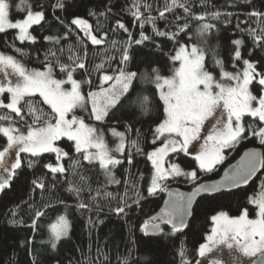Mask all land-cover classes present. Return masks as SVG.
Instances as JSON below:
<instances>
[{"label": "snow or ice", "instance_id": "obj_1", "mask_svg": "<svg viewBox=\"0 0 264 264\" xmlns=\"http://www.w3.org/2000/svg\"><path fill=\"white\" fill-rule=\"evenodd\" d=\"M192 2L193 0H171L169 4L165 0L164 11H160L159 19L166 20L164 15L166 11L173 12L179 8L183 10L185 18L191 16L193 19L205 21V15L197 16L193 12ZM199 2L202 6L208 4V0H199ZM238 2L252 8L245 15L249 21L256 18L254 21L256 27L241 28L238 14L224 15L229 18L237 15V29L242 34L248 35L254 48L264 51V11L260 10L253 0H238ZM134 6L136 10L132 11L131 15L140 21L139 39L133 41L132 34L125 24L117 21L118 29L128 33L129 40L123 45L124 51L120 60L122 66L116 70L115 76L101 77L99 91H89L85 95L81 90L82 83L91 85L93 82L78 81L73 77V73L77 70H85V74H88L85 63L88 49L79 37L77 41L83 48L82 56L70 55L69 62L64 63L61 61L63 47H49L44 54V60L40 61L44 70L28 69L12 55L0 53V110H5L0 114V194H6L12 188L14 182L23 175L25 167L31 169L40 164L44 154L55 155V162L48 161L42 164V167L51 173L54 182H59L57 174L63 175L69 169L75 175L80 160L72 161L68 168L60 163L64 158L72 159L71 154L61 146L64 143L72 142L69 146L73 147L74 152L90 165L98 161L109 184L121 183L113 175V169L123 166L126 160L129 166L125 169L127 173L131 167H135V157L141 156L146 162L151 163L147 196L141 190L140 184L145 179V174L140 172L133 180H124V194L120 196L118 205L110 208L109 211L117 216H127L133 204L139 209L142 201L166 193L168 199L164 200V207L140 225V231L145 236L158 232L166 237L175 235L188 226V218L193 215V205L197 202L198 196L210 201L215 200L214 194L221 193L222 190L240 189L256 179L259 181V192L248 198L247 204L250 207L243 208L235 217L223 210L211 216L210 219L215 226L212 227L211 234L207 235V242L199 245V256L206 257L214 249L224 246L229 250L231 264H242L240 256L235 253L249 258L246 264H264V66L258 69L257 62L242 58L241 46L244 44L242 39L232 41L236 46L233 50V68L236 69L239 64L242 65V70L226 71L223 62L216 60L215 63L220 68L221 80L215 79L206 68L204 49L193 45L189 50L184 43H180L175 54L170 56V60L178 61L179 66L176 67L173 63L169 75H161L158 67L151 69L154 76L147 71L139 73L141 81L155 85L159 100L163 102L165 118L155 128L151 140L152 145H157L159 142L161 146H156L151 151L141 146V134L137 130V139L128 140L129 151L125 153V132L117 131L115 127L109 128V131L113 137L119 139V143L114 149H110L105 141L104 132L91 123H86L85 117L76 114V110L79 109L87 113L89 121L103 123L106 118H110V112L114 117L125 103H138L141 107H145L147 97L141 99L137 96L136 99L129 100L133 83L138 78V72L127 70L130 46L142 45L145 41L152 40V36L146 35L143 31L145 24L152 25L155 36H167L174 42L177 41L179 33L185 32L189 27L185 19L183 25L176 24V32L159 30L156 26V17L150 14L142 17L140 0H136ZM144 6L150 11V5ZM15 7L17 11H25L26 8V18L12 21L10 0H0V33L18 30L15 39L35 44L37 37L30 32V29L33 26L42 27L41 22H46L45 12L34 11L28 0H19ZM53 7L63 10L64 0H57ZM38 8L43 9V5H38ZM89 15L96 13L90 11ZM100 15L103 16L104 13ZM220 18L219 11L207 15L208 20ZM56 19L65 28V32L61 36L43 37L52 45H60L61 40H68L74 35L72 26L79 28L92 45H100L104 42V37L98 39L97 35L92 34L91 26L85 19L74 17L70 22L60 17ZM181 19V16H176L177 21ZM165 27H168V24H165ZM215 28V24L204 22L198 31L204 35ZM111 44L116 47L117 42L113 40ZM12 47L17 53L26 55L23 49L15 45ZM68 50L73 51V45L70 43ZM58 52L60 55H57ZM56 67L61 74L66 75V78H55ZM102 68L103 64H100L93 70L99 71ZM225 80L228 83H225ZM109 81L113 83L105 88L103 85ZM65 85H70V88H66ZM38 105H46L48 111L45 112ZM124 127L126 132H131L130 124H125ZM249 139H254L259 147L244 151L235 163L229 164L223 170L220 179H204L205 176L218 174L225 160ZM196 144H199L198 152H196ZM193 153H195L193 169L185 170L176 162L181 155L187 157ZM178 177H183L184 183L191 184L192 190L183 192L171 188L170 183H175ZM45 179L46 176L33 179L30 190L35 192L37 189H45ZM84 179L81 176L80 182L73 183L71 180L67 182L68 187L65 190L75 198L74 204H69L60 198L54 201L48 200L40 208L34 203L22 202L28 206L31 219L28 227L34 231L39 229L41 218L47 213L58 212L63 208L56 221L49 225L50 241L41 243L50 242L51 247L56 249L62 238H69L73 227V221L68 214L70 208L74 207L81 215L85 211L91 213L95 210L99 216L103 209L96 203L98 197L117 199L112 192L105 190L101 193L100 189H96V194L90 195L86 202L82 199V193L85 189L91 193L93 189L86 185ZM53 187L55 183L48 186V191ZM130 189L132 197H129ZM19 208L20 206L17 205L12 210L13 219L9 220L10 224L24 223L23 220L15 219ZM251 212H254L255 218H249ZM87 223L93 225L95 222L89 217ZM99 223L103 221L100 220ZM168 225L171 226V231L165 232L164 226ZM184 256L185 253L181 250V264H191L184 259ZM35 261L36 258L33 257V264ZM125 264H127L126 260ZM195 264H200V260H196ZM210 264H222V261L213 259Z\"/></svg>", "mask_w": 264, "mask_h": 264}, {"label": "trees", "instance_id": "obj_2", "mask_svg": "<svg viewBox=\"0 0 264 264\" xmlns=\"http://www.w3.org/2000/svg\"><path fill=\"white\" fill-rule=\"evenodd\" d=\"M170 4L171 0H167ZM19 0H10L11 10L10 19L12 21L24 19L25 11H17L16 4ZM33 10H43L46 16V22L42 21L41 26H33L30 32L37 37V42L32 44L29 41L20 42L15 37L18 30H8L6 33H0V52L12 55L22 62L28 69H44L40 61L44 60V54L49 47H63L64 52L61 55V61L68 63L70 55L82 56L83 48L77 41V37L83 40L84 45L88 49L86 69L77 70L73 73V77L78 81L90 80L91 85H81L82 91L87 94L89 91L100 86L102 74H117L116 70L122 65L120 64L121 55L124 51L123 45L129 40L128 33L123 29H118L117 21L124 23L132 34L131 39H139L140 21L131 15L135 11L136 0H64V9H54L57 0H28ZM260 10L264 11V0H253ZM140 12L142 17L149 14L156 17V26L159 30L165 32H176V24L183 25L185 19L189 27L185 32L179 33L177 41L170 40L167 36H155L152 32V25L145 24L143 31L146 35L152 36V40L145 41L142 45L132 44L129 48L130 60L127 64V70L138 72V78L133 83V88L129 100L135 99L137 96L147 94L150 97L149 107L151 114L142 117L138 109L131 103H125L123 107L116 112L113 117L110 112V118H106L105 122L89 121L87 113L82 110H76V114L84 115L88 123H93L98 130L107 131L111 127L118 128L125 132L126 145L125 153L129 151L128 140L137 139V130L141 134L140 144L146 150L151 151L157 145H152V135L158 124L165 118L163 113V102L159 100L158 90L153 83L144 82L139 79V73L147 71L150 75L152 67H158L161 75H169L173 63L177 66V62H172L170 56L180 43H194L204 49L205 66L215 76H220V68L215 61L220 60L224 64L226 71H237L242 65L233 68V58L235 45L232 43L235 39L244 41L241 46L242 58L257 62L258 69L264 66V51L253 47L252 40L247 34H242L237 29V15L230 18L225 13H235L239 16L241 28L256 27L255 19L249 21L245 13L250 12L252 8L248 5L238 2V0H208V4L202 6L199 0H193V12L199 15H205V21L193 19L191 16L185 18L182 9L176 8L173 12H165V19H159L160 11H164L165 0H140ZM43 5V9L38 8ZM144 5H150L151 9H147ZM92 11L96 15H89ZM219 11L221 18L219 20H208L207 15L212 12ZM104 13L103 16L100 13ZM182 17L177 21L176 16ZM56 17H60L66 22H70L74 17L82 18L88 21L91 26L92 34L97 38L104 37V42L100 45H92L91 41L84 36V33L75 26L74 35L68 40H61L60 45H52L45 41V36H61L65 32V28L59 23ZM230 19V22H229ZM212 23L216 28L209 33L201 35L198 28L202 23ZM168 24V27H165ZM113 29H116L115 31ZM116 41V47H113L111 41ZM206 41V43H205ZM73 45V51L69 52L68 44ZM19 47L24 50L26 55H21L15 51ZM251 52V55H249ZM57 55H60L58 52ZM103 64V68L94 71L95 66ZM75 65H73L74 67ZM54 76L59 79L66 78L65 74H61L58 67L54 69ZM45 112L48 111L46 105H38ZM90 110V105H89ZM0 110V114H3ZM246 119H251L247 118ZM131 125V132H126L124 125ZM110 143L114 138L107 136ZM72 142L64 143L61 146L65 151L69 152L72 159L64 158L60 163L66 168L74 160H80V166L76 167L75 175L69 169L63 175H59V182L52 180L51 173L42 167L44 162H55L54 154H44L40 164L34 168H24L23 175L16 180L12 188L6 194H0V264H33V257L36 258L35 264H181L180 252L185 253L184 259L195 264L199 260V245L204 242L206 234L210 232L212 227L211 216L218 211H225L231 216H238L245 207H250L247 200L250 196L259 192V181L254 179L248 185L240 189L222 191L214 194L215 200L202 199L197 200L194 206L193 215L191 216L188 226L184 230H180L175 235L163 236L160 233L145 236L140 231V225L145 219L155 215L162 205L165 193H160L156 197H150L141 202L140 208L137 209L133 204L132 209L127 216H117L110 212V208H115L120 196L124 194V180H133L140 172L145 174V179L140 182L141 190L147 196L148 173L151 169V163L146 162L144 157L136 156L134 159L135 167H131L126 173L125 169L129 166L125 160L123 166H117L113 169V175L121 181L120 184H109L104 170L99 167L98 161L89 164L80 158L79 154L74 152V148L69 145ZM259 146L254 139H249L240 145L237 152L233 153L224 164L220 166V172L211 177L205 176L204 179H213L220 175L222 170L232 161H234L240 153L247 147ZM135 151V149H131ZM227 155V152L225 153ZM23 155V154H22ZM182 166L193 169L195 161L193 156L181 155L177 160ZM46 176V188L37 189L35 192L30 190V183L33 179ZM83 176L86 185L90 186L93 191L89 193L87 189L82 193V199L86 202L90 195H95L96 189L109 191L117 196L116 200L98 197L96 203L103 209L99 216L95 210L91 213L85 211L83 215L75 210L69 209V218L73 221V227L69 234V238H62L56 249L51 247V243H41L42 241H50L51 231L49 225L56 220V217L63 212L60 208L58 212H49L45 217L41 218L38 230H32L28 225L31 224L30 212L27 204L22 203L28 201L34 203L37 208L48 200L56 198L64 199L69 204H74L75 198L65 189L68 187V181L73 183L80 182ZM183 177H178L175 183H170V187L178 185L185 189L192 188L191 184L183 182ZM55 183V187L48 191V186ZM83 186V185H82ZM43 197V199H42ZM129 197H132V190H129ZM134 198V197H133ZM129 202H131L129 200ZM20 208L15 216L16 220H23V224H10L9 220L13 219L11 214L15 206ZM95 209V205H94ZM250 216H255L254 212ZM91 217L95 222L93 225L87 223ZM102 220L103 223H99ZM165 232H170L171 227L164 226ZM105 256L107 259H105Z\"/></svg>", "mask_w": 264, "mask_h": 264}, {"label": "rangeland", "instance_id": "obj_3", "mask_svg": "<svg viewBox=\"0 0 264 264\" xmlns=\"http://www.w3.org/2000/svg\"><path fill=\"white\" fill-rule=\"evenodd\" d=\"M26 18V17H25ZM193 45H195V46H197V47H199L198 45H196V44H194V43H190V44H185V46L190 50V48H191V46H193ZM179 47V46H178ZM178 47H177V49L176 50H178ZM0 53H2V52H0ZM7 55V54H6ZM15 58V57H14ZM18 60V59H17ZM22 63V62H21ZM23 64V63H22ZM24 65V64H23ZM25 66V65H24ZM179 66V62H178V64H177V66L176 67H178ZM38 70H44V69H38ZM239 70H242V68L241 69H239ZM229 72H232V71H229ZM103 75H112V74H110V73H104V74H102V76ZM116 75V74H115ZM115 75H113V76H115ZM164 76H167V75H164ZM214 76V75H213ZM56 78V77H55ZM214 78L215 79H217V80H221L222 78H221V74H220V76L219 77H215L214 76ZM59 79V78H58ZM75 79V78H74ZM225 83H228V81H224ZM113 83V81H109V82H107V83H105L103 86L106 88V87H108V86H110L111 84ZM65 87L66 88H70V85H65ZM82 90V89H81ZM100 90V86L98 87V88H96V89H93V90H91V91H99ZM83 92V91H82ZM84 93V92H83ZM85 94V93H84ZM85 95H87V94H85ZM78 115V114H77ZM79 116H83L84 117V115H79ZM85 122L86 123H88L86 120H85ZM163 122V120L160 122V123H162ZM92 125H94L95 126V124H93V123H91ZM206 127H207V125H206ZM103 132H104V138H105V141H106V143H107V145H108V147L110 148V149H114L115 148V146H116V144L117 143H119V139L118 138H116V137H113L112 136V134H111V132L109 131V129L107 130V131H105V130H103V129H101ZM116 130L117 131H121V132H124V131H122V130H120V129H118V128H116ZM202 135H203V133H202ZM107 136H110L111 138L113 137L114 138V142L113 143H110V141L108 140V138H107ZM201 143H202V141H201ZM157 146H161L160 144H158ZM199 151V144H196V152H198ZM113 155H119V154H117V153H113ZM194 155H195V153H193L191 156H193L194 157ZM176 162H178V161H176ZM179 163V162H178ZM180 164V163H179ZM181 165V164H180ZM165 166L167 167V163L165 164ZM181 167L183 168V169H185V170H191V169H188V168H186V167H184V166H182L181 165ZM258 194V193H257ZM256 194V195H257ZM253 196H255V195H253ZM219 213V211L217 212V213H215V214H218ZM214 214V215H215ZM231 216V215H230ZM233 217H235V216H233ZM249 218H255V216H250ZM56 221V220H55ZM54 221V222H55ZM53 222V223H54ZM215 226V224H214V222L212 223V227H214ZM212 227H211V229H212ZM211 234V230H210V232H208L207 234H206V237H207V235H210ZM207 242V240H206V238H205V240H204V242H202V243H206ZM201 243V244H202ZM236 255H238V256H240V259H241V262H242V264H246V262L248 261V259L249 258H245V257H243L241 254H239V253H235ZM213 259H219V260H221L222 261V264H231V256H230V254H229V250L226 248V247H224V246H219L217 249H214V251L213 252H211V253H209L206 257H200L199 256V260H200V264H210V262H211V260H213Z\"/></svg>", "mask_w": 264, "mask_h": 264}, {"label": "water", "instance_id": "obj_4", "mask_svg": "<svg viewBox=\"0 0 264 264\" xmlns=\"http://www.w3.org/2000/svg\"><path fill=\"white\" fill-rule=\"evenodd\" d=\"M253 147H259V146H250V147H247V148H245V149L240 153V155H242L244 151L249 150V149H251V148H253ZM240 155H239V156H240ZM239 156H238L234 161H232V162L229 163V164H233V163H235L236 160L239 159ZM229 164H228V165H229ZM228 165H227L225 168H227ZM225 168H224V169H225ZM224 169H223V170H224ZM223 170H222V172L220 173V175H219L218 177H216V178H213V180H218V179H220V176L222 175ZM208 180H209V179H208ZM245 186H246V185H245ZM242 187H244V186H242ZM171 188L178 189V190L183 191V192H189V191L192 190V188H190V189H185V188H182V187H180V186H178V185H173V186H171ZM232 190H233V189H232ZM222 191H228V190H222ZM199 198H200V196H198V197L196 198V201H197ZM166 199H168V196H167V194L165 193V195H164V199H163V202H162V205H161V207L159 208V210L157 211V213L160 211L161 208L164 207V200H166ZM194 206H195V203H194V205H193V208H194ZM190 218H191V216L188 218V222H189ZM168 227H171V226L168 225ZM184 229H185V228H184ZM184 229H182V230H184ZM157 233H158V232H155V233H149V235H155V234H157Z\"/></svg>", "mask_w": 264, "mask_h": 264}, {"label": "clouds", "instance_id": "obj_5", "mask_svg": "<svg viewBox=\"0 0 264 264\" xmlns=\"http://www.w3.org/2000/svg\"><path fill=\"white\" fill-rule=\"evenodd\" d=\"M145 97H147L145 107H141L140 104H138V103L133 104L138 109L139 114L142 117H147L149 114H151V108L148 106L149 102H150V97L147 94H144L143 96H141V99H144Z\"/></svg>", "mask_w": 264, "mask_h": 264}]
</instances>
